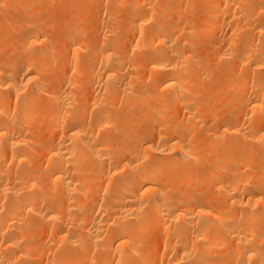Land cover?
Here are the masks:
<instances>
[{
    "label": "bare ground",
    "instance_id": "6f19581e",
    "mask_svg": "<svg viewBox=\"0 0 264 264\" xmlns=\"http://www.w3.org/2000/svg\"><path fill=\"white\" fill-rule=\"evenodd\" d=\"M131 1V10L135 11V14L126 18V24L130 30H133L132 38H134L131 42L129 41V45L126 44L128 47H125L127 49L125 54L120 55L117 52L123 44L106 43L108 39L103 41L102 35L100 37L102 42L99 41L101 39L98 42L93 41V44L91 42L87 44V41L82 42L78 39L79 34L75 35L80 32L76 29L77 25H72L74 34L69 32V37L64 35L66 37L64 39L67 40L66 44H62L66 49L63 50L66 51V53L63 52L66 58L63 64L64 67L66 66L64 72H67L58 78L59 81L56 79V83L54 80L56 88L52 87V89L55 91L49 88L53 81L46 82L44 79L47 80V78L42 75L46 72L45 64H47V71H51V66L50 69L48 66L50 63H45V60L52 58V52L57 50H52L48 42L49 38L48 40L45 38L47 35L45 37L41 35L44 28L39 31L43 27L39 26L40 21L34 20L35 24L34 22L31 24L32 20L22 17L19 24L17 22L18 26L33 28L32 25L38 24V27L37 29L34 27V32L22 38V48L28 55L24 57V62L15 64L12 69L14 72L1 68L0 62V89L9 92L10 94L7 93L9 96H14L13 99L10 98L13 106L10 107L7 103L9 106L7 107L4 102L7 99L0 95V164L1 162L2 166L6 164L4 167L0 165V198L5 200V203L2 202L3 209L0 213V264L23 262L29 256L42 258L43 264H71L72 259L76 258L73 256V248L81 251L83 256L78 255L79 259H75L74 264H81L79 260L83 258L89 259L88 255L92 251L96 252L97 264H135L134 260L138 264H152L153 256L156 258L153 264H184L183 262L185 264H264V189H262L263 194L260 189L258 190L260 193L257 192V194L249 191L255 182L264 183V73L261 72L264 68V2L258 8H250L249 4L255 0H209L210 2L207 0L211 3L210 13H208L211 18H208V21L204 20L201 25H194L199 26L198 28H192L185 24L188 18H185V23H177L180 19L178 17L174 23L170 21L171 23L162 24L159 21L160 9L164 7V4L166 5L162 1L161 3L155 2L156 0ZM16 4L17 0H11L9 3L11 8H15ZM166 6L168 7L169 4ZM181 10L183 11V8ZM223 10H232L228 15L229 20L235 19V23H242L241 26L239 24L240 28L249 29V33L251 31L250 35L247 34L249 36L244 44L239 45V39L234 44V36L238 31L233 25L234 22L231 24V21L228 22L224 18L220 20L219 16ZM72 11L74 14L77 13V10ZM103 11L110 10L103 9ZM113 12L116 13V10H112L111 15ZM27 15L30 18L29 14ZM252 18H257L260 22L253 26ZM98 19L100 20L99 17ZM226 25L229 27L228 34L225 35L226 32L224 36L222 34L223 37L212 40L211 47L213 52L217 53L215 55L217 60L224 62L222 66L229 65L227 63L233 57L235 66H241L244 71L246 70L247 80L241 85L240 90L242 110L230 123L222 125L215 123V126H208L205 123L207 119L205 121L201 116L202 112L199 111V105L196 102L200 98V87L196 89L193 86L198 66L202 62L199 57L201 55L194 52L192 48L193 43L196 42L194 41L196 33L214 34L222 29L220 27ZM106 28H104L105 31ZM106 36L104 35L105 39ZM87 39L88 37L85 40ZM94 43L97 44L94 45ZM131 54L134 56L138 54V56L130 57ZM56 64L57 62L55 66ZM231 64L229 67L233 66ZM143 74L147 76L144 79L147 78L150 83L149 89L147 88L146 93L137 91L135 88L132 90L131 84L133 86L136 83L134 81H140L139 76ZM80 75L87 78L88 85L89 82L94 84L93 86L99 85V91H95L96 94L92 95L91 105H89L90 101L87 104L91 112L81 107L82 101L77 103H81L79 107L82 111L78 106L74 107L75 110L73 108V105H77L73 103L78 100V97L75 98L73 94V89H84L81 86L85 82L81 85L83 79L77 78ZM231 83L234 84V82ZM238 85L240 86L239 83ZM128 94L133 96L135 104L146 106V112L141 113V117L151 123L148 130L144 129L145 132L137 133L132 137L123 134L122 127H125V123L118 121L120 124H117L118 116L114 115L116 112L110 113L105 106L108 100H111L112 105L115 101L114 105H117L121 100L119 96L120 98L123 96L124 99ZM126 98L125 101H127ZM107 107L111 108V106ZM88 111L91 115L93 114L92 117L89 113L87 117L84 116ZM218 116L217 118L220 117ZM36 119L37 122L43 119L44 126L49 122L45 126L47 131L43 126L44 129L40 132H47L44 135L51 137L52 141L40 144L41 148L38 147L39 140H36L38 136L34 138L36 141L34 142L30 130L27 132L30 127L27 130L19 129L34 123L38 126L40 123H37ZM130 124L132 126L133 121ZM200 125L204 127V134L200 133L202 137L213 139V144L223 146L222 152L209 163V166L213 165L206 174L207 179L203 180L206 178L204 175L203 178L200 175L201 179H199L203 183L206 181V185H213L221 192L222 198L217 192L216 195L219 196L217 202L222 207L215 209L211 207L214 210L204 207L205 202L202 205L188 206L179 199L181 201L179 204H169L165 195L166 190L163 191L160 187L162 183L159 185L156 182V177L158 178L165 167L166 171L170 169L167 174L164 169L166 178L169 177L168 175L187 177L185 184L191 187L197 183L189 180L191 176H194L196 180L198 176L196 173L199 171L193 172L192 164L198 157L194 152L196 141L192 140L191 136L195 135L192 129L195 131V127ZM114 130L121 133L117 131L120 135L116 139H120L113 140L109 136L106 137V134L103 136V131L110 133ZM98 131L101 138L96 136ZM50 133H54V136L53 134L48 136ZM52 137L55 138L52 139ZM206 144L208 142L204 146ZM248 152L255 153L254 158L257 156L260 158V162L258 158L253 159L256 163V159L258 160L260 174L256 176L259 178H254L251 174L252 167L247 161L248 158L245 161L244 157L249 155ZM41 155L42 165L38 166L34 161L38 158L40 162ZM248 167L251 169L247 170ZM43 179L46 181L47 188H43L44 184L41 185L43 182L40 183ZM40 189L42 191L45 189L44 192L47 189L44 196L38 195L37 192L41 193ZM47 196H52L49 202L46 201ZM188 198H190L189 195L185 199ZM256 205H259L257 207H260V211H257V208L253 209L255 211L250 210ZM231 209H235L233 213L230 212ZM234 211H240V213L237 214ZM149 221L153 223L152 229L159 228L161 233L158 236L155 251L150 252L151 262L143 258L147 255H140L139 250V235L144 229L142 225L146 222L151 225ZM39 224H41V232L43 228L44 230L47 228L48 231L50 227L54 228L51 232L45 230L48 234L51 233L48 239L50 244L47 247L51 252L54 249L53 254L42 244L47 239H39L40 241L36 242L35 239H38V236L34 239L28 233L29 229L35 225H37L35 229L38 230ZM259 224L263 227L261 232H258L256 228ZM49 225L51 226L48 228ZM28 237L35 240L34 245ZM27 241L31 245H28ZM45 242L44 245L47 244ZM219 245L227 246L228 261L223 263L216 260L220 259L223 253L218 254L219 257L214 258L215 261L212 262L213 259L208 261L207 257L210 254L208 251ZM59 251L62 254H59ZM83 263L87 264L82 260Z\"/></svg>",
    "mask_w": 264,
    "mask_h": 264
},
{
    "label": "rangeland",
    "instance_id": "374dc122",
    "mask_svg": "<svg viewBox=\"0 0 264 264\" xmlns=\"http://www.w3.org/2000/svg\"><path fill=\"white\" fill-rule=\"evenodd\" d=\"M10 1L11 0H0V2H1V4H0V48H1V51H0V62H1V64H2V66H1V64H0V66H1V68H5L6 70H8V71H13L12 69H14V66H15V64L16 63H22V62H24V60H25V58L24 57H26V55H28L27 54V52L25 51V50H23V48H22V38H25V36H27V34L28 33H32V31L34 32V27L37 29V25L38 24H36V25H32V26H34L33 28H30V26H18L17 25V22H18V24H19V22H20V19L22 18V17H26V19H30V20H32L31 21V24H32V22H34V20L37 22V21H40V23H39V26L41 27V25L43 26V27H41V29L39 30V31H41L42 30V28H44L41 32L43 33V31H44V33H45V35H44V33L42 34L41 33V35H43L45 38H46V40H48V38H49V40H48V42H49V45L52 47V50L54 51V50H57L55 53L54 52H52V58L50 57L48 60H45V63H50V65H48L49 66V69H50V66H51V71H47V64H45V68L46 69H44V70H46V72H48V74H46V72H44L46 75H48V77L46 76V75H44V73H43V75H42V77H45V78H47V80L46 79H44L46 82L48 81L49 82V80H51V81H53V82H51V84H50V86H49V88H51L52 89V87L55 89L56 87V81L58 80V78H60V76L62 77L64 74L63 73H66V72H64L66 69H65V67H64V61L66 62V58H64L65 56H64V53H66V51H63L65 48H63V46H62V44L64 43V44H66L65 42H66V40L67 39H64V38H66L67 36L69 37V32H72L73 34H74V32L72 31V25H77V27H76V29H77V31H78V29H79V33L77 32L75 35H77V34H79V37H78V39H80V40H82V42H86L87 41V44H89L88 42H95L96 40V42H98V40L99 39H101V40H99L100 42H102V38H103V41L104 40H107V42L106 43H116V44H123V48L121 47V48H119V49H117V52H118V54H120V55H123V54H125V51H127V49L125 48L127 45H129V41L131 42L132 41V39L134 38H132V36H134V35H132V34H134V33H132V31L133 30H130V28H128V26H127V21H126V18L129 16V15H133V14H135V11L133 12L132 10H131V4L130 3H132V1L131 0H64L63 2H61V0H17V4H16V7L15 8H11L10 7V5H9V3H10ZM75 1V2H74ZM155 1V0H154ZM161 1H162V3H166V5H168L169 4V6L167 7L165 4H164V7L162 8V9H160V22L162 23V24H167V23H169L170 21L172 22V23H174V22H176V18L178 19V17L180 18V19H182V20H180V19H178L177 20V23H185V18H188V21H186V25H189V26H191L192 28H194V27H196V28H198L197 26H194V25H196V24H198V25H201V23L205 20V21H208V18H211L210 17V15H208V13H210V9H211V3H209L207 0H204V1H202V0H179V1H175V0H156L155 2H160L161 3ZM164 1V2H163ZM180 1H181V3H180ZM183 1V2H182ZM60 2V3H59ZM73 2V3H72ZM107 4H106V3ZM111 2V3H110ZM170 2V3H169ZM175 2H176V4H177V6H176V4H175ZM264 2V0H255V1H253L252 3H250L249 4V6L248 7H250V8H258V7H260L261 5H262V3ZM103 3H105V4H103ZM109 3V4H108ZM113 3V4H112ZM114 3H115V5H114ZM129 3V4H128ZM159 3V4H160ZM174 3L175 5H172V4ZM261 3V4H260ZM117 4V5H116ZM186 4V5H185ZM24 5H26V6H24ZM75 5H77V6H75ZM102 5V6H101ZM171 5V6H170ZM182 5V6H181ZM208 5V6H207ZM100 6H101V8H100ZM107 6V7H106ZM113 6V7H112ZM115 6H116V8H115ZM167 7V9H166V7ZM73 7V9H70V8H72ZM111 7V8H110ZM172 7V8H171ZM174 7H176V8H174ZM190 7V8H189ZM78 8H80V9H78ZM98 8H100V9H98ZM113 8V9H112ZM170 8V9H169ZM173 8H174V11H173ZM179 8H183V11L181 10V9H179ZM185 8V9H184ZM209 8V9H208ZM103 9L104 10H110L108 13L105 11H103ZM177 9V10H176ZM204 9H206V10H204ZM26 10V11H25ZM29 10V11H28ZM33 10V11H32ZM72 10H74L75 12H76V10H77V13L76 14H74V12L72 11ZM79 10V11H78ZM112 10L113 11H115L116 10V13H114L113 12V14L115 15L116 14V16H113V14L111 15V13H112ZM166 10H168V11H170V10H172V11H170V12H168V11H166ZM179 10V11H178ZM192 10V11H191ZM103 11V12H102ZM164 11H166V12H164ZM182 11V12H181ZM188 11H190L189 12V14H191V15H189L188 14ZM208 11V12H207ZM232 10H230V11H221V14H220V16H219V18H220V20L221 19H225V20H227L228 22L229 21H231L230 23L232 24L233 22L235 23V19H233V20H229V18H228V15H229V13L231 12ZM31 12H32V14H31ZM71 14H70V13ZM73 12V13H72ZM79 12V13H78ZM80 12H81V14H80ZM163 12H164V14H163ZM195 12V13H194ZM69 13V14H68ZM170 13V14H169ZM180 13H184L183 15L182 14H180ZM225 13V14H224ZM27 14H29V16H30V18L29 17H27L28 15ZM31 14V15H30ZM103 14V15H102ZM109 14V15H108ZM162 14H163V16H162ZM176 14V15H175ZM195 14V15H194ZM75 15V16H74ZM77 15H79V16H77ZM100 15V16H99ZM108 15V16H107ZM168 15H169V17H168ZM175 15V16H174ZM187 15H189V17L187 16ZM76 16H77V18H76ZM112 16V17H111ZM162 16V17H161ZM167 16V17H166ZM172 16L174 17V18H172ZM191 16V17H190ZM195 16V17H194ZM207 16H209V17H207ZM222 16V17H221ZM224 16V17H223ZM79 17H81V18H79ZM100 18V20H99V22H98V20H97V18ZM109 17V18H108ZM165 17H166V20H165ZM172 19H171V18ZM192 17H194V18H192ZM34 18V19H33ZM114 18V19H113ZM192 18V19H191ZM39 19V20H38ZM66 19V20H65ZM67 19H69L70 21H68ZM77 19V20H76ZM79 19V20H78ZM81 19V20H80ZM105 19H106V21H105ZM116 19V20H115ZM118 19V20H117ZM161 19H163L162 21H161ZM191 19V20H190ZM194 19V20H193ZM253 20H251V24H253V26H255V25H257L260 21L257 19V18H252ZM257 19V22L255 21ZM29 20V21H30ZM43 20V21H42ZM190 20V21H189ZM209 20H212V19H209ZM64 21H65V23H64ZM76 21H78V23L76 22ZM80 21V22H79ZM109 21H113V22H109ZM193 21V22H192ZM64 24H63V23ZM170 22V23H171ZM227 22V23H228ZM72 23V24H71ZM83 24V26H81L82 24ZM109 23V24H108ZM233 23V25H235V26H233V27H235L236 28V30L238 31V32H236V34H235V36H234V44L237 42V41H239V45H242V44H244L245 43V40H246V38L251 34V31H250V33H249V29L247 30V29H244L243 30V28H240V26L242 25V23H235L234 24ZM34 24H35V22H34ZM66 24V25H65ZM103 26H102V25ZM108 25V26H104V25ZM117 24V25H116ZM193 24V25H192ZM239 24H240V26H239ZM44 26H46V27H44ZM49 26V27H48ZM116 26V27H115ZM125 26V27H124ZM24 27H25V29H24ZM29 27V28H28ZM39 27V28H40ZM107 27V28H106ZM114 27V28H113ZM119 27V28H118ZM121 27V28H120ZM128 29H127V28ZM104 28H106V31H105V29ZM220 28H222V29H220V33L219 32H215L214 34H211V33H208V32H205V33H203V32H200V33H196L195 34V36H196V38L194 37V41H198L196 44L195 43H193L194 45V47L192 48V50L194 51V52H196V53H199L201 56H199L200 57V60L202 61V62H200V65L198 66V73L196 74V78H195V80H194V83H193V86L197 89L198 87H200V92L201 93H199L200 95H199V99H197L196 100V102L198 103V105H199V111L200 112H202L201 113V116H203V118L205 119V121H206V119H207V121L205 122L206 124H208V126H215V123H216V125H222V124H227V123H230V122H232L235 118H236V116H238L239 114H240V111L242 110V105L240 104V100H241V95H240V90H241V85H243V84H245L244 82H246V80H247V78H245V75H246V70L244 71V68H242L241 66H235V64H234V59H233V57H231V60H229L228 61V63L227 64H229V65H227V66H222L223 65V63H222V61H219V60H217V56H215V55H217V53L215 52H213V50H212V47H211V43H212V40H215V39H219L220 37H223L224 36V34L225 35H227L228 34V30H229V27L226 25V26H223V27H220ZM32 29V30H31ZM69 29H70V31H69ZM109 29V30H108ZM111 29V30H110ZM116 29H118V30H116ZM68 30V31H67ZM226 30V31H225ZM4 31V32H3ZM36 31V30H35ZM100 31V32H99ZM114 31H116V32H114ZM247 31H248V33H247ZM47 32H48V34H47ZM83 32H84V34H83ZM106 32V33H105ZM114 32V33H113ZM67 33V34H66ZM71 33V34H72ZM130 33V34H129ZM240 33V34H239ZM69 34V35H68ZM82 34V35H81ZM107 35L106 36V39H105V37H104V35ZM109 34V35H108ZM111 34V35H110ZM219 34V35H218ZM222 34H223V36H222ZM239 34V35H238ZM247 34H249V35H247ZM29 35V34H28ZM66 37H65V36ZM81 35V36H80ZM101 35L103 36L102 38H100L101 37ZM210 35H215V36H211L210 37ZM237 35H238V37H237ZM83 36V37H82ZM209 36V37H208ZM240 36V37H239ZM50 37H51V39H50ZM81 37V38H80ZM88 37V39L87 40H85L86 38ZM92 39H91V38ZM206 37V38H205ZM5 38H7V39H5ZM85 40H83V39ZM89 38H90V40H89ZM123 38V39H122ZM236 38V39H235ZM4 39H5V41H4ZM9 39V40H8ZM209 39V40H208ZM239 39V40H238ZM63 40H65L64 42H63ZM206 40V41H205ZM9 43H7V42ZM217 41V40H216ZM243 41V42H242ZM99 42V43H100ZM5 45H4V44ZM51 43V44H50ZM54 43V44H53ZM111 43V44H112ZM210 43V44H209ZM3 44V45H2ZM84 44H86V43H84ZM93 44V43H92ZM97 44V43H96ZM95 43H94V45H96ZM127 44V45H126ZM206 44H208V46L206 45ZM100 45V44H99ZM125 45V46H124ZM196 45V46H195ZM237 45V44H236ZM236 45L234 46L235 48H236ZM3 46V47H2ZM66 46V45H65ZM238 46V45H237ZM57 47V48H56ZM128 47V46H127ZM59 49V50H58ZM123 49H124V51H123ZM35 51H36V49H34ZM38 50V49H37ZM62 50V51H61ZM66 50V49H65ZM199 50V51H198ZM236 49H234V51H235ZM23 51H25V53L23 52ZM59 51V52H58ZM215 51V50H214ZM34 52V51H33ZM64 52V53H63ZM16 53H18V54H16ZM29 53V52H28ZM32 53V52H31ZM60 53V54H59ZM57 54V55H56ZM15 55V56H14ZM19 55V56H18ZM60 55V56H59ZM132 55L133 54H131L130 55V57H132ZM56 56V57H55ZM83 56V55H82ZM82 56H80V57H82ZM135 56H138V54L136 55L135 54ZM135 56L133 55V57L135 58ZM15 57V58H14ZM213 57H214V59H213ZM216 57V58H215ZM56 58V59H55ZM58 59V60H57ZM59 59H61V60H59ZM65 59V60H64ZM83 59H84V57H83ZM82 59V60H83ZM52 60V61H51ZM57 60V61H56ZM79 60H80V64H81V59L79 58ZM15 61V62H14ZM48 61V62H47ZM51 61V62H50ZM54 61V62H53ZM57 62V64H56V66H55V63ZM85 62V61H84ZM230 62H233L232 64L230 63ZM53 63V64H52ZM62 64V65H61ZM83 64V63H82ZM226 64V63H225ZM230 64L231 65H233V66H231V67H229L230 66ZM13 65V66H12ZM18 65V64H17ZM61 65V66H60ZM65 65H66V63H65ZM236 68H235V67ZM53 67V68H52ZM59 67V68H58ZM238 67V68H237ZM58 68V69H57ZM228 70H227V69ZM54 69V70H53ZM61 70V71H57V70ZM236 69H237V71H236ZM56 71V72H55ZM140 71H142V70H140ZM236 71V72H235ZM14 72V71H13ZM50 72V73H49ZM61 72V73H60ZM233 72V73H232ZM245 72V73H244ZM261 72H263L264 73V68H262V71ZM142 72H140V74H141ZM143 73H145V72H143ZM146 74V73H145ZM145 74H143V75H145ZM244 74V75H243ZM55 75V76H54ZM84 75L86 76V73H84ZM82 76V75H80V77H82V78H80V77H77V78H79L78 80H80V79H83V80H81V85H82V83H84L85 82V84H86V82H87V84L85 85V84H83V86H81V87H84V89H82V90H78V89H73L74 90V93L73 94H75L74 96H75V98H77L78 100H80V101H78V100H75L76 101V103L74 102L73 104H77L78 102H83V104L81 105V107L83 106L84 107V110H86V109H88L89 110V108H88V103H89V101H90V103H89V105H91V100H92V95L93 94H96V92H98L99 91V85H97V84H95V86H93L92 85V83L90 84V82H89V85H88V80H86L87 78L85 77V76ZM139 75V74H138ZM143 75H140L139 76V78H141V80L140 81H134V82H136V83H134L133 84V86H132V84H131V89L132 90H134V88L137 90V91H142L143 93L145 92L146 93V90H148L149 88L148 87H150L149 85H150V83H149V81L147 80V78H145L144 79V77H147L146 75L145 76H143ZM143 76V77H142ZM51 77V79H49ZM56 77V78H55ZM72 77V76H71ZM55 78V79H54ZM57 79V80H56ZM231 79H234V80H231ZM54 80H55V83H54ZM143 80V81H142ZM59 81V80H58ZM230 82V83H229ZM231 82H234V84H232ZM236 82V83H235ZM242 82V83H241ZM238 83L240 84V86L238 85ZM48 83H46V85H47ZM49 85V84H48ZM85 85V86H84ZM97 85V86H96ZM233 85V86H232ZM86 87V88H85ZM91 87V88H90ZM93 87V88H92ZM231 87V88H230ZM240 87V88H239ZM148 88V89H147ZM50 89V90H51ZM54 89H52V90H54ZM86 89V90H85ZM130 89V88H129ZM234 89H237V90H234ZM1 90V89H0ZM49 90V89H48ZM49 90V91H50ZM51 90V91H52ZM72 90V89H71ZM72 90V91H73ZM84 90V91H83ZM239 90V91H238ZM7 91V90H6ZM55 91V90H54ZM80 91H81V93H80ZM96 91V92H95ZM239 92V93H238ZM5 93V94H4ZM7 93H9V92H5L4 91V89H2L1 91H0V95H2L1 97L2 98H4V99H7L6 101H4L5 103H6V105H7V103H8V105H10V107H12L13 106V101L10 99V98H12L13 99V97L10 95L9 96V94H7ZM78 94V96H76ZM89 95H90V97H89ZM6 96H8L7 98H5ZM84 96V98H82ZM128 96H130L129 94L126 96V97H128ZM217 96H219L218 98H217ZM80 97V98H79ZM123 97V96H122ZM120 98V96H119V99H121L120 101H118L119 103H117V105H118V107H116L117 105H114L116 102L114 101V100H112V101H114L113 102V105H112V103H110V101L111 100H108V102H106L105 104V106H106V108H107V110H110L109 112L110 113H112L113 111H114V115H116V117L118 116V120H117V124H120V123H118V121L119 122H124L125 123V127L123 128L122 127V132H123V134H125V136H134V135H136L137 133H142V132H145L146 130H144V129H149L150 127H151V123H150V121H148V120H145V119H143L142 117H141V113H143V112H146V106H144L143 107V105H137V104H135L134 103V99H132V97L133 96H130L131 97V99H132V101H130L131 99H130V97H128V98H126L125 96V98H126V100L127 101H125V98L123 99V98ZM237 97H238V99H237ZM217 98V99H216ZM219 98H220V100H219ZM226 98H228V99H226ZM118 100V99H117ZM9 101V102H8ZM88 101V102H87ZM230 101V102H229ZM81 102V103H82ZM87 102V103H86ZM125 102H127V103H129V104H127V103H125ZM226 102V103H225ZM45 103V102H44ZM81 103H79V104H81ZM86 103V104H85ZM111 105H110V104ZM134 103V104H133ZM228 103V104H227ZM79 104H77V105H73V108L74 107H76V106H80ZM125 104V105H124ZM7 105V107H9ZM87 105V106H86ZM201 105V106H200ZM87 108H86V107ZM105 106H103V107H105ZM107 106H111V108L109 107H107ZM112 106H113V109H112ZM81 107H79V110L80 111H82V109H80ZM82 107V108H83ZM117 109H116V108ZM71 109H72V107H71ZM74 110H75V108H74ZM78 110V109H77ZM83 110V111H84ZM117 110V111H116ZM73 111V110H72ZM90 112H91V110H89ZM89 111L88 112H86L85 114H84V116L85 117H87V114L89 113ZM214 111H215V113H214ZM127 112V113H126ZM130 112V113H129ZM140 112V113H139ZM82 113V112H81ZM84 113V112H83ZM136 114V115H133V114ZM118 114V115H117ZM206 114H210V115H206ZM16 115V114H15ZM83 115V114H82ZM81 115V116H82ZM89 115L92 117V115H91V113H89ZM88 115V116H89ZM220 117H219V116ZM89 116V117H90ZM127 116V117H126ZM135 116V117H134ZM211 116V117H210ZM217 116L219 117V118H217ZM125 118V119H122V118ZM129 117V118H128ZM131 117H134V118H131ZM209 117H210V120H209ZM39 119L41 118L40 116L38 117ZM37 118V119H38ZM131 118V119H130ZM137 118V119H136ZM138 118H140L139 120H138ZM234 118V119H233ZM1 119V118H0ZM37 119H36V122H37ZM45 119V118H44ZM122 119V120H121ZM214 119V120H213ZM216 119V120H215ZM230 119V120H229ZM233 119V120H232ZM43 119H41V121H38L37 123H40L38 126H36L35 125V123L33 124V125H27V127H24V126H22L21 128L19 127V129L20 130H22V129H28V127H30V129H28L27 130V132H29V130H30V134L31 135H33L32 137H33V141H34V138L35 137H37L38 139H36V140H39V143H38V141H37V143L40 145V144H42V143H48V142H50V141H52V140H50V138L51 137H47V136H45L44 135V133L45 132H40V131H42L44 128H43V124H44V122L42 121ZM121 120V121H120ZM142 120V121H141ZM145 120V121H144ZM229 120V121H228ZM45 121V120H44ZM127 121V122H126ZM133 121V125L131 126V124H130V122H132ZM46 122H47V120H46ZM129 122V123H128ZM140 122H141V124H140ZM142 122H144V123H142ZM49 123V122H48ZM47 123V124H48ZM138 123V124H137ZM221 123V124H220ZM47 124H45V126H47ZM126 124H130V125H126ZM149 124V125H148ZM42 125V126H41ZM141 125H143V127L141 126ZM44 126V127H45ZM129 126V127H128ZM36 127H38L37 129H36ZM40 127H42V128H40ZM135 127V128H134ZM149 127V128H148ZM128 128H129V130H128ZM131 128V129H130ZM132 128H133V130H132ZM137 128V129H136ZM204 127H202V125H200L199 127L197 126V127H195V131H194V129H192V131L195 133V135L194 134H192V136H191V138H193L192 140H195L196 141V143H194V145H195V147H194V152L196 153V155H197V157H198V159L196 160V162L194 163V164H192L193 165V172H195L196 170H199L197 173H196V175H198L197 177H196V180H194L195 179V177L194 176H191L192 178L190 179L189 178V180H190V182H197L195 185H193L192 187L190 186V185H186L185 184V181L187 180V177H178V176H176V175H168L167 177L168 178H166V174H167V171L169 172V170L170 169H168L167 171H166V169L167 168H165V167H163V169H162V172L160 173V175H158V178L156 177V182L159 184V185H161V183H162V185L160 186V187H162V190L164 191V190H166L165 192H166V197H167V199H168V202H169V204L170 203H172L173 205H176V204H179V202H181V201H184V203L186 204V205H188V206H192V204L193 205H202V203L203 202H205V204L203 205L204 207L205 206H207L206 208H208V209H210L211 207L212 208H221L222 206H219L220 204H218V202H217V200H218V198H219V196H217L216 195V192H217V194L218 195H220V191H218V190H216L215 189V187L213 186V185H206V181L204 182L205 183V185H204V183L201 181V180H199V179H201V177H200V175H202V178H203V175H204V177H206V174H207V172H208V170L212 167V165H210L209 166V163H211V162H213L212 160H214V157L218 154H220L221 152H222V150H223V146L222 145H217V144H213L212 143V140L213 139H207V138H204V137H202V133H203V129ZM24 129V130H25ZM34 129H36V130H34ZM141 129V130H140ZM198 129V130H197ZM201 129V130H200ZM32 130V131H31ZM44 130H46V127H45V129ZM125 130V131H124ZM143 130V131H142ZM37 131V132H36ZM47 131V130H46ZM101 131V130H100ZM100 131H98V133H96L97 135V137L98 138H101L100 137V135L101 134H99V132ZM107 131H108V128H107ZM109 131H110V129H109ZM118 131V130H114V131H111L110 133H106L105 131H103V136H105V134H106V137H110V138H113V140H114V138L116 139L117 137H119L118 135H120V134H118V132L116 133V132ZM197 131H198V133H197ZM36 132V133H35ZM128 132V133H127ZM192 132V133H193ZM41 133V134H40ZM47 133V132H46ZM45 133V134H46ZM101 133H102V131H101ZM131 133H132V135H131ZM201 133V134H200ZM53 134V135H52ZM99 134V135H98ZM127 134V135H126ZM204 134V133H203ZM36 135V136H35ZM50 135H52V136H54V133H50L48 136H50ZM56 136V135H55ZM102 136V137H103ZM45 137H47V139L45 138ZM49 138V139H48ZM55 137H52V139H54ZM109 138V139H110ZM229 138V137H228ZM46 139V140H45ZM118 139H120V138H118ZM118 139H116V140H118ZM41 140V141H40ZM45 140V141H44ZM211 142H210V141ZM42 141H44V142H42ZM48 141V142H47ZM194 141V142H195ZM34 142H36V141H34ZM208 142V144H206L205 146H204V144L205 143H207ZM34 145H36V143H34ZM36 146H38V145H36ZM35 146V147H36ZM38 147H42V145H40V146H38ZM38 147H36V148H38ZM215 153V154H214ZM249 153V155L247 156H245L244 158H246L245 159V161L247 160V158H248V163L250 164V167H252V169L250 168V167H248V169L247 170H250L252 173V175H253V177L255 178V177H258L259 178V176H256V175H258V174H260V168H259V166H258V160H259V162H260V158L257 156V157H255V158H258V160L256 159V161H257V163L254 161L255 160V158H254V154L255 153H253V152H248ZM247 153V154H248ZM42 155H43V153H41ZM42 155L41 156H39V158L41 157L42 158ZM217 155V156H218ZM252 155H253V158H252ZM38 156V155H37ZM36 156V157H37ZM40 158V159H41ZM38 159V158H37ZM37 159H35V161H34V163L36 164V165H38V166H41L42 165V160L43 159H41V161L39 162V160H37ZM212 159V160H211ZM254 159V160H253ZM34 160V159H33ZM254 162V163H253ZM33 163V164H34ZM39 163V164H38ZM41 163V164H40ZM208 163V164H207ZM216 163V162H215ZM214 163V164H215ZM219 163V162H218ZM252 163V164H251ZM257 165H256V164ZM34 164V165H35ZM1 167H4V166H2L3 165V163L1 162ZM253 165H256V166H253ZM0 167V168H1ZM195 167V168H194ZM208 168V169H207ZM250 168V169H249ZM255 168H256V170H255ZM259 168V169H258ZM4 169V168H3ZM164 169H165V171H166V174H164L165 172H164ZM195 169V170H194ZM258 169V170H257ZM247 170H246V172H247ZM202 171V172H201ZM255 171H257V172H255ZM163 173V174H162ZM257 173V174H256ZM169 174V173H168ZM247 175H248V172H247ZM251 175V176H252ZM170 177H171V179H170ZM178 177V179H176ZM175 178V180H173ZM180 178H183V179H180ZM186 178V179H185ZM223 178H224V176H223ZM164 179H167V180H164ZM185 179V180H184ZM204 179H207V177L206 178H203V180ZM222 179V178H221ZM184 180V181H183ZM163 181V182H162ZM199 181H201V182H199ZM43 182V183H42ZM170 182V183H169ZM173 182H174V185H173ZM40 183H42L41 185H43L44 187L43 188H45L46 186V181H45V179H43V181L42 180H40ZM260 183V184H259ZM255 182L254 184H253V186L249 189V191L251 192V191H253L255 194H257V192H258V190L260 189L261 191V193H262V189H264V187H263V185H264V183L263 184H261V182ZM172 184V186H170V185ZM202 184V185H201ZM256 184V185H255ZM198 185V186H197ZM257 186V187H256ZM190 187V188H189ZM212 187V188H211ZM47 188V187H46ZM214 188V189H213ZM253 189V190H252ZM41 190V189H40ZM44 191H45V189H43ZM44 191H42L41 190V193H40V191L39 192H37L38 193V195L39 194H42V195H40V196H44L45 194H46V192H47V189H46V192H44ZM256 191V192H255ZM260 192H258V193H260ZM263 194V193H262ZM187 195H189L190 196V198H188V199H185L186 197H187ZM52 197V196H51ZM50 196L48 197L47 196V198H46V201L47 202H49L50 200V198H51ZM220 197L222 198V195H220ZM53 199V198H52ZM181 201H180V200ZM195 199V200H194ZM206 199H207V201H209V202H207L206 201ZM3 199H1L0 198V213L2 212V205H3V203H5V200H3ZM49 200V201H48ZM54 200V199H53ZM173 200V201H172ZM189 200V201H188ZM205 200V201H204ZM210 200H212V201H210ZM215 200V201H214ZM197 201V202H196ZM221 201V200H220ZM3 202V203H2ZM53 202V201H52ZM200 202V203H199ZM217 202V203H216ZM209 203H211V204H209ZM212 203H213V206H212ZM214 206H216V207H214ZM217 206H219V207H217ZM257 206H259V205H256L254 208H252V209H250V210H253V209H255V208H257L256 210L258 211H260V207H257ZM211 208V209H212ZM259 208V209H258ZM214 209H212V210H214ZM233 210H235V209H231L230 210V212L232 211V213H233ZM229 211V210H228ZM237 211V210H236ZM253 211H255V210H253ZM252 211V212H253ZM229 213V212H228ZM234 213H237V214H239L240 213V211H238V212H235L234 211ZM148 214H150V212L148 213ZM154 219V218H153ZM149 223H151V225H149L148 224V222H146V224L144 225H142V228H144L143 229V232H141V234L139 235V241H140V246H139V250H140V255H147L146 257L144 256H142L143 258H145L146 260H149V259H151V254H150V252H152V251H155V247L157 246V244H158V239H159V237L158 236H160L161 235V233H159V228L157 229V228H154V230L152 229V227H154V226H152V222L151 221H149ZM41 224H39V226H38V230H36L35 228V226H37V225H35L32 229L30 228L29 229V231H28V233H29V235L31 236V237H33L34 239H35V237L37 238V236H38V239H35L36 240V242H37V240L38 241H40L39 239H47V244L46 245H44V242H45V240L43 241V240H41V241H43V246H45L46 248H48L47 246H48V244H50L49 242H48V239H50V236L51 235H49V234H51V233H47V232H51L54 228L53 227H50L51 225H49L48 226V228L50 229L49 231L48 230H46L47 228H45V230L47 231H45L44 230V228L42 229V232H41V226H40ZM147 226H149V228L147 227ZM263 226V225H262ZM260 227V228H259ZM259 227L257 226L256 228L258 229L257 231L258 232H261V230L263 229V227H261V224H259ZM52 229V230H51ZM152 229V230H151ZM260 229V230H259ZM145 230H147L146 232H145V234H143L144 233V231ZM31 231V232H30ZM37 231H38V233H37ZM45 231V233H43ZM41 232V233H40ZM31 233V234H30ZM39 233H40V236H39ZM47 233V234H46ZM33 234V235H32ZM46 234V235H45ZM261 234V233H260ZM36 235V236H35ZM48 235V236H47ZM43 236H44V238H43ZM30 237V238H31ZM40 237V238H39ZM48 237V238H47ZM30 238L28 237V240H30ZM33 238H31V240H32V242H31V240H30V242L31 243H33V241L35 242V240H33ZM30 242L28 243V241H27V243H28V245L30 244ZM45 242V243H46ZM155 242V243H154ZM145 243V244H144ZM149 243V244H148ZM146 244H148V245H146ZM31 245V244H30ZM32 245H34V243L32 244ZM146 245V246H145ZM151 245V247H149ZM148 246V247H147ZM223 246V245H222ZM221 246V247H222ZM32 247V246H31ZM49 247L51 248V246L49 245ZM221 247H220V245L219 246H217V247H215V248H212V249H210L208 252L210 253L209 255H208V257H207V259H208V261H210L211 259H213L212 260V262L213 261H215L214 260V258H216V257H219V255L220 254H222L223 253V255H221L220 256V259H216V260H220L219 262H223V263H226V261H228L227 259H228V256H229V251L227 252V250H228V248H227V246L226 245H224L223 246V248H222V250H221ZM74 249H76V248H73V252H74V257H76L75 259H79V257L81 256V257H83L81 254L82 253H80L81 251H79L78 249H76L77 250V252H76V250H74ZM149 249H151V251L149 250ZM227 249V250H226ZM48 250H50L49 248H48ZM53 250L54 249H52V252H53ZM55 250H57V249H55ZM59 250V249H58ZM57 250V251H58ZM213 250V251H212ZM47 251V250H46ZM218 251V252H217ZM226 251V252H225ZM50 252H51V250H50ZM51 252V254H53ZM93 252V253H92ZM91 253H90V255H88V257H90L89 259L88 258H86L85 260H84V258L82 259L83 260V262H85V263H87L86 261H87V259H88V263L87 264H97V255H96V252H94V251H92ZM225 252V253H224ZM46 253H49V252H46ZM55 253H56V251H55ZM71 253H72V251H71ZM79 253V254H78ZM214 253V254H213ZM50 254V253H49ZM51 254H50V256H51ZM59 254H62L60 251H59ZM59 254H58V256H59ZM76 254V255H75ZM219 254V255H218ZM72 255V254H71ZM78 255H79V257H78ZM53 256V255H52ZM51 256V257H52ZM95 256H96V258H95ZM92 257V258H91ZM140 256H138V258H139ZM160 257V256H159ZM159 257H157V258H159ZM155 258V256H153L152 257V259L151 260H153L152 261V264H153V262H154V260L156 259H154ZM222 258V259H221ZM75 259H72L73 261L75 260ZM92 259V260H91ZM96 259V260H95ZM43 259L42 258H36V257H33V256H29L28 258H26L25 259V261L23 260V262L22 261H17V262H14V264H43L44 262V260L42 261ZM82 260H79L80 262H81V264H82ZM95 260V261H94ZM140 260H142V259H140ZM223 260V261H222ZM73 261H72V263H73ZM150 261V260H149ZM158 261H159V259H158ZM91 262V263H90ZM133 262H135V264H138V262L136 263V260H134ZM142 262V261H141ZM151 262V261H150ZM156 262V261H155ZM187 262V261H186ZM71 263V264H72ZM74 263H75V261H74ZM73 263V264H74ZM182 263V262H181ZM184 264H185V262H183ZM84 264V263H83ZM141 264V263H140ZM222 264V263H221Z\"/></svg>",
    "mask_w": 264,
    "mask_h": 264
}]
</instances>
